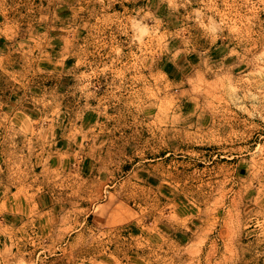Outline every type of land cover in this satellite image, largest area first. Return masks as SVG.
Here are the masks:
<instances>
[{
	"label": "rangeland",
	"instance_id": "1",
	"mask_svg": "<svg viewBox=\"0 0 264 264\" xmlns=\"http://www.w3.org/2000/svg\"><path fill=\"white\" fill-rule=\"evenodd\" d=\"M0 264H264V0H0Z\"/></svg>",
	"mask_w": 264,
	"mask_h": 264
}]
</instances>
